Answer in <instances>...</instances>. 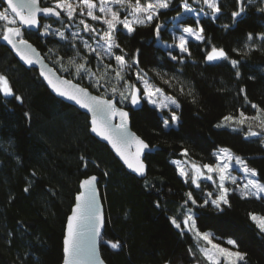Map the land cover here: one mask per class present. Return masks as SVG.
<instances>
[{"label":"trees","instance_id":"obj_1","mask_svg":"<svg viewBox=\"0 0 264 264\" xmlns=\"http://www.w3.org/2000/svg\"><path fill=\"white\" fill-rule=\"evenodd\" d=\"M41 2L43 7L50 6V0ZM0 6L5 8L1 1ZM260 6L259 0H253L243 21L233 24L231 12L236 10L235 0H221L219 19L212 21L200 16L206 39L189 41L192 55L185 54L183 63L171 60L168 49L159 45L154 25L137 27L130 35L118 27L116 38L128 54L126 59L139 49V67L180 104L176 110L179 123L170 121L169 128L162 124L170 116L166 111L146 102L136 111L127 102L119 104L130 111L135 134L159 149L146 156L148 173L142 179L127 171L110 148L91 135L86 114L54 96L40 75L21 65L0 39V73L8 77L15 95L23 97L21 103L14 96L0 94V264H63L67 218L75 206L81 182L90 176L100 180L105 206L106 228L100 252L106 264H208L191 234L182 233L171 223L173 216L178 222L182 220L183 207L195 210L196 225L201 232L212 231L221 243L229 238L236 240L238 250L247 254V264H264V234L249 217L250 213L264 215V197L241 198L239 192L231 193V206L223 211L190 202L184 206L189 191L197 201L203 199L190 180L184 182L172 163L188 157L199 165H214L217 161L214 153L228 148L257 169L258 179L264 183L261 138H246V128L233 131L232 127L216 126L224 116H237L241 109L246 115L256 114L245 102V94L248 101L264 108V42L256 41L260 50L248 52L244 47L247 33L264 32ZM173 9L182 11L179 0L161 13L160 20L167 29L171 28V17L177 14ZM42 22L52 24L53 29L65 30L57 20ZM65 22L69 23L66 18ZM90 22L97 28L104 27L100 22ZM184 23L197 26L194 16H187ZM225 24L232 26L225 29ZM3 25L0 21V27ZM42 31L43 28L36 33L25 31L23 38L33 43L47 63L58 70L59 65L54 63L57 56L48 50H58L67 64L72 49L58 37L40 35ZM81 33L88 37V33ZM161 38L168 44L173 42L168 30H161ZM212 46L223 48L230 59L240 60L238 69L229 60L207 65L205 57ZM77 47L82 55H88L89 66L95 70L94 54H88L79 41ZM116 52L120 54L119 50ZM172 54L179 55L178 50L172 49ZM104 63L114 61L105 59ZM237 70L241 73L239 77ZM156 72L166 73L165 79L177 77L185 92L193 91L196 102L193 103V96L181 94L179 85L169 87ZM63 76L73 79L68 73ZM128 79L141 87L134 74L129 73ZM74 82L89 88L91 93L103 92L91 88L86 79ZM183 149L188 150L187 156L181 155ZM158 201L160 207L156 206ZM108 241H119L121 248L112 249Z\"/></svg>","mask_w":264,"mask_h":264},{"label":"snow or ice","instance_id":"obj_2","mask_svg":"<svg viewBox=\"0 0 264 264\" xmlns=\"http://www.w3.org/2000/svg\"><path fill=\"white\" fill-rule=\"evenodd\" d=\"M173 3L174 0H50V6L41 7V0H6L7 7L0 10V21L5 22L0 27V39L10 45L26 65H38L40 76L54 93L87 110L91 114V132L108 141L128 169L140 176H145L147 166L142 157L145 151L150 149V145L130 131V114L118 105L127 102L131 106H139L142 102H147L161 111L167 109L170 116L164 119L162 124L164 128H169L171 127L170 121L173 124L179 123L180 117L175 109H179L180 104L175 97L165 94L163 88L152 82L148 72L139 67V49L126 59L128 54L116 37L118 27L126 30V34L130 35L136 31L137 27L154 25V36L159 45L168 49L167 54L171 60L183 63L185 54L189 57L192 55L188 47L189 39L199 42H204L206 39L204 27L200 24V16L208 17L212 21L219 19L222 13L221 0H191V2L190 0H179V9L182 11L173 9L177 14L171 17V28L167 29L165 23L160 20V16L162 11L166 12L172 8ZM235 3L236 10L231 12L233 24L243 21L247 7L253 3V0H235ZM259 3L261 6L258 7V11L264 13V0H259ZM193 4L199 7H193ZM62 13L64 16L61 15ZM41 16L56 18L65 30L53 29L52 24L42 25ZM187 16L195 17L196 27L185 25L184 21ZM65 17L69 23L65 22ZM83 17L98 21L104 27L97 28ZM74 26L76 30L68 32ZM231 26V24L223 25L225 29ZM24 28H43L40 35L58 37L59 40L65 41L73 52L68 56L67 64L64 63L65 57L59 56L58 50L49 49L50 53L55 52L57 58L54 63L59 65V69L49 67L37 49L23 38ZM162 29L171 32L172 44H168L161 38ZM81 32L88 33V37H83ZM177 32L181 34L177 35ZM77 41L83 49L87 50L88 54H94L95 70L89 66L88 55L81 54ZM256 41L264 42V32L247 33L245 49L248 52L260 50V45ZM172 49L178 50L179 55H173ZM116 50H119L120 54H117ZM233 51L239 52L240 50L234 49ZM105 59L113 60L114 64L104 63ZM205 59L207 62L229 60L232 67L237 69L241 63L240 60L230 59L223 48L215 46L211 47ZM63 73H68L73 79L64 78ZM129 73L134 74L135 80L142 85V88L128 79ZM165 75L167 74L156 72V76L165 84L169 87L179 85L178 91L181 94L193 96V103L196 102L191 89L185 92V88L177 77L172 76L165 79ZM240 75L241 73L237 70L236 76ZM85 79L88 80L91 88L97 92L103 89V92L93 95L89 88L74 82ZM243 92L244 89H241V93ZM0 94L5 97L14 96L17 101L23 103V97L15 95L8 77L3 73H0ZM244 98L245 102L256 110V114L249 116L241 109L237 116L232 114L224 116L222 122L216 126L232 127L233 131L246 128V138L258 137L264 143V108L248 101L246 94ZM25 115L28 114L25 113ZM117 119L119 122L113 123ZM181 155L187 156L188 150L183 149ZM214 155L217 156L216 164L198 165L191 162L188 170L182 166L181 161H172L185 183L190 180L196 188H200V181L206 179L212 181L217 188L215 196L212 192H207L206 198L199 204L192 192H187L184 206L190 202L199 207L212 205L218 211H223V205L231 206L228 199L230 192L238 190L241 198L259 199L264 196V183L256 179L257 169L250 167L243 158L234 156L228 148H221ZM81 159L84 158L81 157ZM233 161L245 174L246 182L242 185L238 184L237 177L230 172ZM189 171L192 173L191 176ZM212 173H215L218 179H214ZM105 175L108 173L105 172ZM229 182L236 188L226 186ZM96 183L97 177L90 176L80 184L84 191L75 197V207L67 218L66 236L63 241V264H104V261L95 255V240L101 235V229L105 224V218L96 201ZM24 191L27 192L28 188L26 187ZM156 206L160 207L159 201ZM181 216L182 220L179 222L175 216L171 217L172 225L182 233L186 229L193 233L198 241L205 242L203 246H199L198 251L208 264H247V254L238 250L239 245L236 240L231 238L226 240L231 248L215 243L212 233L201 232L197 228L196 214L190 207H183ZM249 217L259 232L264 234V215L250 213ZM89 233L92 237L91 244H88L85 239ZM107 243L112 249L121 248L119 241H108Z\"/></svg>","mask_w":264,"mask_h":264},{"label":"water","instance_id":"obj_3","mask_svg":"<svg viewBox=\"0 0 264 264\" xmlns=\"http://www.w3.org/2000/svg\"><path fill=\"white\" fill-rule=\"evenodd\" d=\"M0 1L5 5V7H7L6 0H0ZM40 6L43 7V6H42V2H41V4H40ZM61 15H62V14H61ZM48 20H56V18H54V17H43V16H41V24H43L42 21H48ZM40 29H41V28H39V29H38V28H24V29H23V32L28 31V32L36 33V32H38ZM28 42H29V41H28ZM29 43H30V42H29ZM30 44H31L33 47H35L33 43H30ZM2 45L6 46V47L10 50V52L12 53V55H14L15 58L19 61V63H20L21 65H23L26 69H29V70H35V71L37 72V74L40 75V72H39V66H38V65H33V66H28V65H26L22 60H20V58L16 55V53L11 49V46L8 45L4 40H2ZM35 48H36V47H35ZM36 49H37V48H36ZM37 51L41 54V52H40L38 49H37ZM41 55L43 56V54H41ZM43 57H44V56H43ZM44 59H45V58H44ZM223 61H225V60H220V61H216V62H207V61H205V62H206L207 65H217V64H220V63L223 62ZM45 63L48 64L49 67L54 68L51 64L47 63L46 59H45ZM54 69H55V68H54ZM40 77H41V76H40ZM64 78H66V77H64ZM41 79L43 80L45 86H47L48 90H49L54 96H56L59 100H62L63 102L67 103L68 105L76 107L79 111H81L82 113L86 114V115L89 117V119L91 120V114L88 113L87 110L81 108L79 105L75 104V102L70 101V100H68V99H66V98H64V97H60L59 95H57L56 93H54V92L51 90V88L47 85V82L43 79V77H41ZM67 79H68V78H67ZM82 87H84V86H82ZM89 91H90V90H89ZM92 94H93V95H97V94H94V93H92ZM142 105H143V103H141V105H139V106H131V107H132V109H133L134 111H136V110L141 109ZM118 106H119V105H118ZM126 111H128L129 114H130V111H129V110L126 109ZM118 122H119L118 119L113 121V123H118ZM129 128H130V131H131V132L135 133V132L133 131V129H132V125H131V114H130V116H129ZM91 135H92L93 137H96V138H97L102 144H104L105 146L109 147L110 150L112 151V153L114 154L115 158H118L119 161L121 162V164L124 166V168H126L127 171H129V172H130L132 175H134L136 178H138V179H139V178L142 179V178H144V177L147 176V173H148V167H147V169H146V175H145V176H140V175L134 173L132 170H130V169L127 168V166L124 164L123 160H122V159L119 157V155L115 152V150L112 148L111 144H110L108 141L104 140L102 137L98 136V135L95 134V133H92V132H91ZM137 136H139V135H137ZM139 137H140V136H139ZM156 151H159V149H158V148H152L151 146H150V149H149V150H146V151H145V155L142 157V159L144 160L145 164H146V158H147L146 156H148L149 154H154ZM146 166H147V164H146ZM96 177H97V176H96ZM99 182H100V180H99L98 177H97V183H96L97 196H96V201H97V205L99 206L100 211L103 213V216H104V218H105V222H106L105 206H104V201H102L101 191H100V189H99ZM82 191H84V189H82V188L80 187V192H82ZM75 203H76V200H75ZM74 207H75V206H74ZM74 207H73V208H74ZM70 214H72V211H71ZM66 224H67V222H66ZM66 228H67V225H66ZM105 228H106V223L104 224V227L101 229V235H100L99 237H97L96 240H95V255H96V257H98L99 259H102L103 261H104V259H103L102 255H101V252H100V248H101V244H100V242H101V238H102V236L104 235L103 233H104V231H105ZM65 235H66V231H65ZM85 239H86V241H87L88 244H91V243H92L91 233H89V234L85 237ZM63 246H64V245H63ZM104 264H106L105 261H104Z\"/></svg>","mask_w":264,"mask_h":264},{"label":"rangeland","instance_id":"obj_4","mask_svg":"<svg viewBox=\"0 0 264 264\" xmlns=\"http://www.w3.org/2000/svg\"><path fill=\"white\" fill-rule=\"evenodd\" d=\"M46 1V0H45ZM194 7V6H193ZM0 10H3V8L0 6ZM207 10V9H206ZM97 14H99V13H97ZM62 16H64V14L62 13ZM202 16V15H201ZM66 18V17H65ZM84 19H86L90 24H92L90 21H92V20H90V18H87V17H83ZM66 20H67V18H66ZM2 22H4V21H2ZM98 22V21H97ZM5 23V22H4ZM76 29H70V31H75ZM179 34H181V33H177V35H179ZM81 35H82V33H81ZM190 40H194V39H189V41ZM195 41V40H194ZM198 42V41H197ZM141 87H142V85H141ZM147 103V102H146ZM151 105V104H150ZM151 106H153V105H151ZM154 108H156L157 110H159L156 106H153ZM177 109H175V111H176ZM159 111H161V110H159ZM163 111H166L167 113H170L167 109H165V110H163ZM232 152V151H231ZM233 153V152H232ZM233 155L234 156H239L237 153H233ZM240 157V156H239ZM191 162H194L192 159H190V158H188V157H186V158H184V159H182L181 160V163H182V166L183 167H185L186 168V170H188V168H189V164L191 163ZM196 163V162H195ZM216 163H217V161H216ZM216 163H214V164H216ZM197 164V163H196ZM199 165V164H198ZM206 171V170H205ZM230 172H231V174L232 175H235L236 177H237V182H238V184H243V183H245L246 182V178H245V174L239 169V167L238 166H236L235 165V162L233 161V163H232V165H231V167H230ZM189 175L191 176L192 175V173H191V171H189ZM212 175H213V177H214V179H218V177H217V175L215 174V173H212ZM256 179H258V176L256 177ZM259 180V179H258ZM226 186H228V187H230V188H236V186L235 185H231L230 184V182L229 183H227L226 184ZM193 187H195V185H193ZM196 188V187H195ZM197 189V193H198V195L204 200L205 198H206V194H207V192H212L213 193V196H215L216 195V193H217V188H216V185L215 184H213V182L212 181H209V180H206V179H202L201 181H200V188H196ZM234 192H239L238 190L237 191H233V192H230V194L231 193H234ZM229 194V195H230ZM262 197H264V196H262ZM195 198V197H194ZM196 199V198H195ZM228 199H229V196H228ZM197 200V199H196ZM198 202V204L199 203H202V202H199V201H197ZM195 206H198V205H195ZM212 206V205H211ZM212 207H214V206H212ZM223 207V209L226 207V205H223L222 206ZM215 208V207H214ZM194 212H195V210H193ZM197 226V225H196ZM181 227L183 228L184 226H183V224L181 225ZM188 232L186 229L184 230V232ZM206 232H210V233H212L213 234V232L212 231H206ZM188 233H190L191 234V236H192V238L197 242V244H198V246H203L204 245V243L205 242H203V241H198L197 239H196V237L194 236V234L193 233H191V232H188ZM214 236V235H213ZM214 242L215 243H218V244H221L223 247H228V248H231V246L230 245H228L227 243H226V240H224V242L223 243H221V242H219L218 241V239H216L215 238V236H214ZM232 250H236V249H232Z\"/></svg>","mask_w":264,"mask_h":264}]
</instances>
